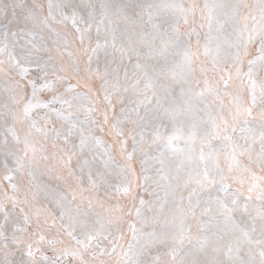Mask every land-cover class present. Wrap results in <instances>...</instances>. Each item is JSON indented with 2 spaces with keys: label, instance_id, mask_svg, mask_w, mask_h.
Listing matches in <instances>:
<instances>
[{
  "label": "snow or ice",
  "instance_id": "obj_1",
  "mask_svg": "<svg viewBox=\"0 0 264 264\" xmlns=\"http://www.w3.org/2000/svg\"><path fill=\"white\" fill-rule=\"evenodd\" d=\"M0 264H264V0H0Z\"/></svg>",
  "mask_w": 264,
  "mask_h": 264
}]
</instances>
